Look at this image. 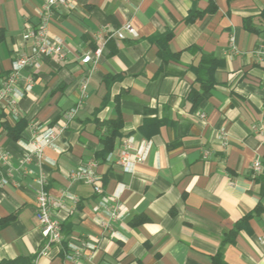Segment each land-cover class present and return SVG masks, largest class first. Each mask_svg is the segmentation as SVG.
<instances>
[{"label": "crops", "instance_id": "0c3cea01", "mask_svg": "<svg viewBox=\"0 0 264 264\" xmlns=\"http://www.w3.org/2000/svg\"><path fill=\"white\" fill-rule=\"evenodd\" d=\"M43 2L0 0V83L13 58L29 52L22 34L38 22ZM263 9L264 0H71L70 8L54 9L48 36L63 45L66 63L42 60L37 71L21 72L15 87L21 97H13L18 119L0 101V147L7 154V162L0 161V262L35 257L33 264H73L65 255L78 249V264H264V213L229 238L238 222L264 207V174L252 171L255 160L264 168V141L252 129H264V61L255 55L264 34L243 27L248 17L260 26L256 18ZM126 25L135 38L110 39L97 64H81L99 36ZM166 32L172 33L169 55L177 56L162 63L156 37ZM201 54L222 64L209 97L192 110L186 97L196 86L191 67ZM83 75L87 97L64 123ZM117 110L120 136L102 161V139ZM19 121L25 126L13 140L3 123ZM61 124L44 159L36 161L29 141ZM126 140L145 151L131 173L115 164ZM88 162L96 165L103 197L115 196L123 208L109 228L99 225L108 220L97 210L101 197L69 178ZM37 174L45 177L49 195L69 209L54 211L63 241L46 256H39L43 239L34 216Z\"/></svg>", "mask_w": 264, "mask_h": 264}, {"label": "built area", "instance_id": "2783aa9c", "mask_svg": "<svg viewBox=\"0 0 264 264\" xmlns=\"http://www.w3.org/2000/svg\"><path fill=\"white\" fill-rule=\"evenodd\" d=\"M71 7V0H44L38 16L36 24H28L22 34V39L25 42L29 52L22 53L13 58L11 62L10 75L0 83V101H5V109L10 117L13 119L19 118V111L15 105L13 97H21L15 90L18 81L22 78L21 72L31 69L37 71L42 60H47L56 65H63L66 63L67 54L61 43L51 41L48 36V27L54 9ZM125 35L135 38L137 35L135 31L126 25L121 31L107 34L105 38L100 37L97 41L96 48L84 54L80 62L83 65L97 64L102 58L105 50V44L110 39H124ZM230 45L233 52H235L234 38L230 39ZM257 58L264 61V47H260L255 52ZM32 79L28 77L25 80V90L31 86ZM88 77L83 75L79 80V98L75 107L64 114L63 122H69L74 118L77 111L87 97ZM64 128V125H54L52 127L43 129L38 135H35L29 141L30 154L36 161L44 159L43 152L47 146H50L55 139L58 132ZM253 132L264 141V129L262 127L254 126ZM224 134H222L223 138ZM145 159V151L142 147L132 141H124L122 146L115 152V164L124 173H131L135 166L143 163ZM27 158L25 162H28ZM0 161L7 162V154L0 147ZM96 165L94 162H88L80 166L69 175L71 181H78L90 185L92 191L101 201L97 207L99 213L107 215L108 220H99V225L103 228H109V221H116L120 219L123 213V208L115 196L109 198L103 197L101 186V177L96 173ZM252 171L254 176L264 174V168L260 161L255 160L252 163ZM35 193V212L34 216L39 225L43 244L41 246L39 256H46L53 246L61 245L63 241L62 223L54 216V211L69 212V209L62 201L53 199L46 189V179L42 174L34 176ZM261 243L264 238H260ZM80 250L71 249L65 255V259L73 264H78L80 260Z\"/></svg>", "mask_w": 264, "mask_h": 264}, {"label": "trees", "instance_id": "16d2710c", "mask_svg": "<svg viewBox=\"0 0 264 264\" xmlns=\"http://www.w3.org/2000/svg\"><path fill=\"white\" fill-rule=\"evenodd\" d=\"M210 12L214 11V6L211 4ZM193 17H191L192 19ZM190 19V20H191ZM258 23L264 24V9L260 12L258 17L256 18ZM253 17H248L243 20L244 30L248 33L260 36L264 34L263 28L260 26H256ZM172 37L171 32H166L158 37H156V43L159 44V56L161 58L162 63H167L170 59H176L169 55L167 43ZM196 49V47H191L189 50ZM197 50V49H196ZM221 62L211 55L201 54L198 63L195 66L191 67L193 74L195 75V84L196 86L191 87L187 93V101L191 104V109H196L201 102L206 100L211 90L215 85V75L217 69L221 66ZM110 125V131L106 134V136L102 139L103 148L99 153V158L104 161L106 157L112 153L114 149V141L116 138L120 136V130L122 128V119L120 116V112L117 110V117L108 123ZM4 129L7 131L9 138L13 140H18L20 138L21 131L23 130L25 124L22 121L17 122L14 126L8 125L6 122L3 123ZM260 213H264V207L258 205L254 211L248 215H246L240 222H238L234 229L231 231V235L229 238H232L239 227L242 224L247 222L248 219L253 217L254 215H259ZM6 221H2L4 224ZM35 257H19L14 260H6L1 261L0 264H33Z\"/></svg>", "mask_w": 264, "mask_h": 264}]
</instances>
